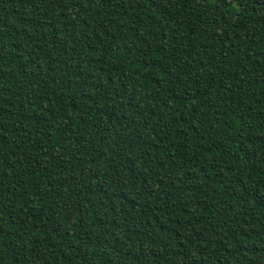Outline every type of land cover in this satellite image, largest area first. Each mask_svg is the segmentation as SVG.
<instances>
[{
  "label": "trees",
  "instance_id": "1",
  "mask_svg": "<svg viewBox=\"0 0 264 264\" xmlns=\"http://www.w3.org/2000/svg\"><path fill=\"white\" fill-rule=\"evenodd\" d=\"M0 264H264V0H0Z\"/></svg>",
  "mask_w": 264,
  "mask_h": 264
},
{
  "label": "rangeland",
  "instance_id": "2",
  "mask_svg": "<svg viewBox=\"0 0 264 264\" xmlns=\"http://www.w3.org/2000/svg\"><path fill=\"white\" fill-rule=\"evenodd\" d=\"M166 1L159 0V3L163 5ZM216 32L217 35L209 39L201 55V60L212 72L217 71L230 52L237 47L240 40L239 32L224 22L217 25Z\"/></svg>",
  "mask_w": 264,
  "mask_h": 264
}]
</instances>
